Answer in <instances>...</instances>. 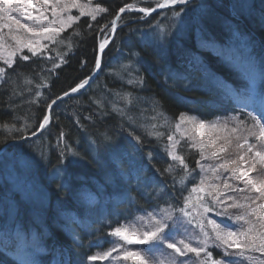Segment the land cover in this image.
Returning a JSON list of instances; mask_svg holds the SVG:
<instances>
[{
    "label": "trees",
    "instance_id": "16d2710c",
    "mask_svg": "<svg viewBox=\"0 0 264 264\" xmlns=\"http://www.w3.org/2000/svg\"><path fill=\"white\" fill-rule=\"evenodd\" d=\"M129 3L157 8V0H93V8L99 4L108 11L98 13L96 20L81 17L58 38L64 39L65 44L50 45L61 55L68 53L64 56L67 62L56 68L55 74L47 71L52 68V61L31 57L29 53L30 60L21 61L17 56L11 69L0 61L10 74L0 81V124L8 122L19 127L27 123L30 127L25 135L39 128L48 111L47 103L92 77L99 45L111 38V20L119 8ZM237 3L247 7L241 12L233 7ZM185 11L186 15L175 23L171 8L147 17L136 13L120 15L97 77L85 90L58 103L50 113L49 124L37 137L0 155V264H17V253L25 243L32 247L39 264H83L86 256L100 249L99 244L101 248L108 245L114 228L137 222L138 217L158 213L169 205V211L183 207L184 196L200 184L202 175L207 177L202 185L206 191L193 193V203L196 196L208 199L211 189L207 186L218 188L217 174L210 178L197 167L201 155L191 141L180 137L176 124L180 123L181 113L209 122L236 112V105L241 111L237 96L243 94L247 84L244 70L250 60L264 61V0H192ZM104 25L107 27L101 31ZM160 27L168 31L163 38ZM76 31L79 35L73 34ZM69 39L71 51L67 47ZM57 51L48 55L59 62ZM42 78L48 87L40 88L41 97L32 103L35 85ZM28 79L33 84L26 83ZM125 93L132 94L133 102L127 112L134 123L111 109L110 102L124 107ZM152 124L164 126L153 130L149 127ZM150 130L163 136L150 137ZM61 131L81 158L69 156L61 163ZM130 131L141 137V144L133 140ZM105 133L112 138L107 146L103 143ZM170 134L179 141L175 152L184 157L192 170L191 176L184 179V186L176 183L185 177L184 169L169 158L166 150ZM4 146L0 144V150ZM41 150L46 159L41 158ZM169 165L174 168L172 173L165 172ZM234 202L228 200L227 204ZM243 203L250 200L244 199ZM229 211L235 216L247 209ZM207 216L232 230L242 226L241 222L212 212ZM205 224L211 232L206 221ZM71 227L74 236L69 233ZM188 230L199 236L198 229L188 226ZM184 235L180 230L177 238ZM160 247L164 253L170 251ZM67 250L69 255L64 253ZM208 250L214 257L222 256L217 248ZM251 255L264 259L259 253ZM178 259L197 264L191 253ZM239 264L250 262L241 260Z\"/></svg>",
    "mask_w": 264,
    "mask_h": 264
},
{
    "label": "snow or ice",
    "instance_id": "6c2138e0",
    "mask_svg": "<svg viewBox=\"0 0 264 264\" xmlns=\"http://www.w3.org/2000/svg\"><path fill=\"white\" fill-rule=\"evenodd\" d=\"M192 0H157V8H171L172 15L171 20L173 23L180 20L183 15H186L185 9L191 4ZM176 6H183L177 8ZM234 8L239 11H243L247 5L244 3H237L233 5ZM35 9V15L31 11ZM73 9L79 12V15H73ZM128 11H138L147 17L155 9L147 7H138L135 4H125L119 8L116 13V17L111 20V29L113 33L116 31L117 20L120 19V14ZM50 11V15H48ZM108 10L97 4L94 8L90 5L80 3V0H0V61L7 66L8 69L13 68L16 63L15 57H19L21 61H28L31 57H39L41 59H47L52 61V68L47 71L55 74L54 70L59 68L62 63H66L64 56L68 53L64 52L61 55L55 48H51L50 45L57 43L65 44L64 39L58 38L61 33L71 28L73 24L80 20L83 16H90L92 20H96L98 13H104ZM23 14V19L31 21V24L22 23L21 19L12 13ZM144 17H141L143 19ZM57 25H59L57 27ZM92 27L91 24L88 25ZM107 25L101 27V31ZM7 29V39L14 42V47L6 43V36L4 30ZM73 34L79 35L76 31ZM159 34L161 38L168 34V31L164 27H160ZM108 39H105L99 45L100 52L103 53ZM68 51H71L72 44L69 39L67 42ZM25 49L28 53H31V57L24 53ZM51 51H57L59 62H56L55 58L48 55ZM101 66V57L98 54L96 56V69ZM131 65L128 66L130 68ZM245 75L247 84L243 94H238L237 98L241 100L242 108L241 112L246 111V118L241 119L240 116L226 117L222 122V127L227 130L229 125H235L231 128V133L242 134V143H238V148H247V153H251V158L254 162L253 167L247 170L241 171L237 169L234 175L237 180L244 182L245 187L239 188L234 185H230L227 180L224 181V188L233 192H255V197L246 196L245 200H250V203H232L227 204L228 200L235 201V197L227 195L226 192H220L217 190L216 185H210L211 191L207 192L208 199L205 196H196V203H193V193L205 192L206 189L202 187L207 177L201 176L200 184L193 186L189 194L184 196V206L181 208H175L169 211L172 206L168 208H161L158 213H148L147 216H141L137 218V222L120 225L114 228L109 235L116 238L120 243H116L108 250L102 253H96L87 257L89 264L95 261L108 260L110 264H187V260L178 259L187 257L188 254H194L197 264H239L241 260H247L250 264H264V259H258L251 255V253H259L261 258H264V182L257 181L250 176V173L255 170V164L264 166V61L256 63L249 61L245 68ZM95 74V73H94ZM9 73L5 67L0 66V81H4L9 77ZM131 75V73H130ZM91 77H86L77 83L74 87H71L68 91H65L62 95L52 99L50 103H47V112L43 115L42 121L39 123V128L31 131L30 135H25L29 130L30 125L27 123L17 127L14 123L9 124L5 122L0 124V144L7 145L9 141L14 143L19 141L30 140L32 137L43 130L46 125L49 124L51 119V111L53 106L57 104V101H62L65 97L70 96L72 93H77L89 83ZM132 83L133 81H129ZM26 83L33 84L31 79L26 80ZM139 83L143 84V79L140 78ZM37 91L34 98L31 101L36 103L41 97L42 93L40 88L48 87L47 80L42 78L39 84L35 85ZM119 95V94H117ZM125 101L124 107H119L116 102L111 103V109L116 112L121 118H126L130 122L134 123L133 117L128 114L127 109L132 104V94L125 93L123 95ZM96 102V101H94ZM98 106L104 108V105L100 102ZM157 115H160L158 113ZM15 119V118H14ZM90 119V117H86ZM156 119V117H153ZM251 123H248V121ZM180 123L176 124L177 130L184 122H191L196 124L199 128H204L206 122L203 120H196L195 117L187 116L181 113L179 117ZM79 123V121H77ZM166 123V121H165ZM164 125L152 124L150 129H156L157 127H163ZM217 123H212L210 127L217 128ZM246 133V134H244ZM150 137L159 138L163 136V133L158 131H148ZM103 135V143L105 146L111 144V136ZM133 140L137 144H141V137L135 135L133 132H129ZM169 144L166 147L168 156L173 161H178L179 166L184 169L185 177L176 183L184 186V179L191 176V169H189L187 163L182 155H178L175 152V146L179 141L174 140L173 135H168ZM240 137H238L239 139ZM255 141V143L252 142ZM96 142L93 141V144ZM209 144L212 141L208 142ZM62 145V147H60ZM195 146V145H194ZM58 147L60 149L61 163L71 156L73 158H81L79 153L65 141V133L60 132L58 137ZM198 147L202 150L205 145L199 144ZM220 153L226 151L224 147L218 149ZM41 158L46 159V154L43 150L40 152ZM201 160H206L209 157L201 151ZM218 155L217 151L211 153L212 157ZM151 158V154H149ZM241 161H245V156L239 157ZM201 160H197V167H200L202 172L211 170L216 172L217 168L228 169L229 163H235V161L225 162L216 165L215 167L208 166L206 168L201 164ZM246 163V161H245ZM174 168L169 165L165 169V172L172 173ZM250 186V187H249ZM215 193V195H213ZM221 197H224L221 199ZM255 205V206H253ZM230 208L247 209V211L237 214L235 216L229 211ZM202 209V211H201ZM212 212L216 216L227 217L234 222H241L242 226L232 230L228 225H222L214 219H210L207 213ZM179 213V216L176 214ZM254 217L255 219H250ZM210 226L211 232L206 230V224ZM247 225V227H243ZM188 226L192 229L199 230V236L194 232L190 233ZM182 230L185 234L181 238H177L178 232ZM243 237V239H241ZM193 241L195 243H193ZM144 245L147 248H135L131 246ZM164 249L170 250L168 253H164L160 246ZM217 248L222 252V256L214 257L212 251L209 248ZM159 253V255H156ZM224 257H236L238 259L229 260ZM17 264H39L35 258V253L32 251V247L25 243L20 247L17 253Z\"/></svg>",
    "mask_w": 264,
    "mask_h": 264
},
{
    "label": "rangeland",
    "instance_id": "374dc122",
    "mask_svg": "<svg viewBox=\"0 0 264 264\" xmlns=\"http://www.w3.org/2000/svg\"><path fill=\"white\" fill-rule=\"evenodd\" d=\"M80 3L87 4V5H90V7H93L92 6L93 0H80ZM163 10H165V9H163ZM31 11L33 12L34 15L36 14L35 9H31ZM72 14L73 15H79V12L76 9H73ZM12 15L20 18L22 23H27V24L32 23L31 21L23 19V14L14 12V13H12ZM48 15H50V11H49ZM58 26L59 25H57V27ZM7 31H8L7 29L4 30L5 36H6V43L9 45H12L14 47L15 46L14 42L7 39ZM112 34H114V33L112 32ZM112 34H111V36H112ZM110 39L108 41H110ZM22 54H28L27 50L25 49L24 53H22ZM29 54H31V53H29ZM236 108H238V110H236V112H233L232 114L228 115L227 117L240 116L241 119L246 118V115L243 114L245 111L244 112L239 111L240 108L238 107V105H236ZM225 118H222V117L215 118L214 120L206 122L205 127L202 129L199 128L194 123L184 122L180 126L179 135L181 138L186 137L189 141H191L197 147L200 154H201V151H203L204 154L209 157L206 160H202L203 165L206 168H208V166L215 167L216 165L221 164V163L235 161L234 164L233 163L228 164L227 170H225L223 168H217V171L215 173L212 172L210 169L207 171H204L203 173L206 174V172H207V174H209L210 178L213 174H217L216 180H220V183H218L217 190L220 192H226L227 195L235 197L236 203H242L243 204L244 198L246 196L255 197L257 195V193H255V192H244V193L233 192L229 189H225L223 186V183L225 180H227L230 185H234V186H237L239 188L245 187L244 182L236 179L234 172L237 169H240L241 171L247 170L248 168L253 167L254 162L251 158V153H247L246 147L243 149L237 147V144L242 143L243 140H242V134L231 133V128L234 127L235 125L230 124L229 128L227 130H225L222 127V122ZM212 123H217L219 126L217 128H212V127H210V125ZM248 123H251V121L249 120ZM244 134H246V133H244ZM238 137H240V138L238 139ZM209 141H212V143L209 144L208 143ZM252 142L255 143L254 140H252ZM201 143H203L205 145V147L202 150L198 147V145ZM220 147H224L226 149V151H224L223 153H220L218 151V149ZM213 151H217L218 155L216 157L211 156V153ZM241 155L245 156L246 163H245V161H241L239 159V157ZM250 176L255 178L257 181L264 182V166H261L260 164H255V170L250 173ZM214 179H215V175L213 177V180ZM207 187L210 188L209 186H207ZM21 189L22 188H19L20 191H21ZM70 229H72V230H70L69 233L71 234V236H74V233H75V231L73 230L74 228L71 227ZM75 239H76V236H75ZM74 242H75V245H78L77 239ZM74 242H72V243L74 244ZM116 243H120V241H118L116 238L111 236V238L108 240V245L104 248H101L102 246H101V244H99L100 249L93 250L92 255H94L98 252L102 253V252L108 250L111 246H113ZM131 247H135V246H131ZM64 253L66 255L67 254L69 255L68 250L65 251ZM62 254H63V249H62ZM88 256H90V255H88ZM88 256H86L84 261H82L83 264H89V261L87 260ZM92 264H110V262L108 260H104V261L98 260V261L92 262Z\"/></svg>",
    "mask_w": 264,
    "mask_h": 264
},
{
    "label": "water",
    "instance_id": "95a60500",
    "mask_svg": "<svg viewBox=\"0 0 264 264\" xmlns=\"http://www.w3.org/2000/svg\"><path fill=\"white\" fill-rule=\"evenodd\" d=\"M163 9H166V8H163ZM163 9H161V8H155V10L152 11L149 15H152V14H154V13H157V12L163 10ZM125 13H136V14L144 15L143 13L138 12V11H135V10H133V11H125L124 13H121L120 15H123V14H125ZM113 36H114V34H112L111 39H110L108 45L105 47L103 53H101L100 51L98 52V54L100 55L101 59H102V56H103L105 50L108 48L109 44L111 43V41H112V39H113ZM98 54H97V55H98ZM100 68H101V66H100ZM100 68H99V69H95V72H94L95 74L92 75L91 79L89 80V83L85 86L84 89H81L80 91L85 90V89L88 87V85L91 84V82H92V81L97 77V75L99 74V72H100ZM73 94H75V93H72L70 96L65 97L63 100L68 99V98L71 97ZM63 100H62V101H63ZM60 102H61V101H57V104L60 103ZM57 104H56V105H57ZM56 105H54L53 108H54ZM41 131H42V130H41ZM41 131H40V132H41ZM40 132L37 134V136L40 134ZM37 136H35V137H37ZM35 137H32L31 139H34ZM22 142H24V141H19V142H16V143L11 142V143L7 144L6 146H4V147L0 150V155H1L2 153H4L7 149H9L10 147L15 146V145H18V144H20V143H22Z\"/></svg>",
    "mask_w": 264,
    "mask_h": 264
}]
</instances>
